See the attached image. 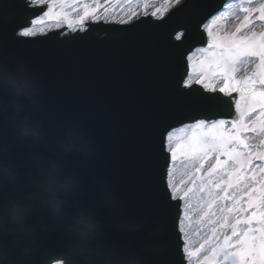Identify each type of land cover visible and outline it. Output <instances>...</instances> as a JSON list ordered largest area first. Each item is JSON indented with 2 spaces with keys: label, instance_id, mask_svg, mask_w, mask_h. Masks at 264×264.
I'll return each instance as SVG.
<instances>
[{
  "label": "water",
  "instance_id": "1",
  "mask_svg": "<svg viewBox=\"0 0 264 264\" xmlns=\"http://www.w3.org/2000/svg\"><path fill=\"white\" fill-rule=\"evenodd\" d=\"M224 4L188 0L163 22L144 19L127 28L98 25L84 35L24 40L16 34L34 15L19 0L0 3V64H24L35 75L46 105L41 116L45 128L57 133L75 129L91 142L93 155L66 157L65 168L82 181L79 204L96 215L105 241L127 254L130 264L136 259L142 264H185L174 207L179 203L163 195L169 156L161 155L162 134L202 112L237 121V101L249 95V88L264 91L253 77L254 83H243L231 97L192 88L223 98L225 103L210 110L199 109L181 93L192 91L181 83L188 75V55L207 43L201 28ZM180 31L186 37L177 43L174 37ZM0 143L8 144L22 173L30 150L3 126ZM23 195L8 189L0 193V205ZM33 219L42 232V264L60 259L67 264L63 226L43 212Z\"/></svg>",
  "mask_w": 264,
  "mask_h": 264
},
{
  "label": "rangeland",
  "instance_id": "2",
  "mask_svg": "<svg viewBox=\"0 0 264 264\" xmlns=\"http://www.w3.org/2000/svg\"><path fill=\"white\" fill-rule=\"evenodd\" d=\"M45 1L41 2L40 0V3ZM101 1L57 0L56 11L51 10L37 21L36 27L28 34L35 35L43 32L46 28H59L69 24V21H71V26L76 28L83 21L73 24L71 17H80L81 15L84 20L99 15L100 19H110L122 23H128L136 17L145 15L161 18L183 0H119L107 10L105 15H101L97 9ZM230 1L232 4V0ZM229 5L225 12L231 14L224 17L219 15L208 24L209 27L206 28L210 39L208 47L198 50L190 58L189 86L198 83L207 90L215 91L220 90L227 83L228 91L224 94L231 95L238 88L239 79L243 75L254 72L260 79V73L264 71V68L260 67L259 56L251 55L242 58L234 67V71L229 73L228 79L222 73L221 67L230 55L232 40L251 42L256 46L257 51H259V46L264 44V19H260V12L255 10L261 5H245V7L254 9L248 15L247 20L244 18L246 15L244 12H238L234 4L231 8ZM86 10L88 15H85ZM257 100H259V95H257ZM252 105L251 97L239 102L237 110L242 120L245 121L239 126L225 124L214 129L209 127L206 129L203 127L184 128L183 132L174 134L172 146L175 148L179 144L180 147L177 157L173 159L170 182L174 195L186 199L181 229L188 241L187 255L190 264H225L223 260L209 261L206 259L211 256V248L223 242V232L230 227V222L234 220V217L244 215L245 210L251 208L249 207L250 197L257 202L264 197V163L263 166L256 165L252 173L246 171L249 163L252 165L258 162L257 160L264 162V152L235 146V151L241 153L237 160L227 155L233 149L234 144L222 145V141L229 137H239L240 140H243L240 137L242 132L254 140L264 138V106L257 102L255 110L249 111ZM202 137H215V144H201ZM215 159L219 160L222 167L217 168L209 176V170L213 167ZM205 163L208 173L203 178L197 173L196 167ZM237 176L240 177L238 182ZM230 183L231 186H229ZM238 185H241L240 189L236 187ZM223 188L225 193H223L222 199L226 202L230 201V203L221 202L219 198L220 195L217 192L220 189L222 191ZM234 190H240L237 192L239 196L230 194L235 193ZM209 204H211L210 208ZM220 216L227 217L229 221L227 227L220 226L222 218ZM255 227H259V225ZM213 230H215V235H213ZM262 242L264 241H262L261 234L257 232L254 238L257 249ZM201 244H204L202 250L200 249ZM227 264H232V261L229 259ZM247 264H264V260L260 259L257 254V256L249 258Z\"/></svg>",
  "mask_w": 264,
  "mask_h": 264
},
{
  "label": "clouds",
  "instance_id": "3",
  "mask_svg": "<svg viewBox=\"0 0 264 264\" xmlns=\"http://www.w3.org/2000/svg\"><path fill=\"white\" fill-rule=\"evenodd\" d=\"M45 108L40 83L27 65L0 64V126L30 150L29 166L21 173L8 144L0 143V193H24L0 205V264H42V232L33 219L40 212L63 226L67 264H130L127 254L105 241L96 215L79 204L82 181L65 168V158L73 154L91 157V142L75 129L45 128Z\"/></svg>",
  "mask_w": 264,
  "mask_h": 264
},
{
  "label": "snow or ice",
  "instance_id": "4",
  "mask_svg": "<svg viewBox=\"0 0 264 264\" xmlns=\"http://www.w3.org/2000/svg\"><path fill=\"white\" fill-rule=\"evenodd\" d=\"M41 2H43V0H41ZM233 4L236 6V10L238 12H244L246 14L244 17L245 20L248 19V15L251 14V12L254 10L252 8L245 7V5L260 4L261 7L255 10L260 12L261 14L260 19H264V0H232V4L229 5V8H231ZM47 14L48 13L46 12L45 15ZM228 14L231 13L221 12L220 17H224L225 15ZM85 15H88L87 10L85 11ZM212 19H216V17H213ZM32 23L34 24L36 23V21L33 20ZM69 26H71V21H69ZM204 27L207 28L209 27V25L205 24ZM237 30L239 31V29ZM28 32L29 29L27 27H24L18 33V35L20 37H25L27 36ZM177 39H180L179 35L177 36ZM230 49H231L230 55L224 61V64L221 67L222 73L224 74L226 79H228L229 73L231 71H234V67L238 65V63L242 60V58L247 56L258 55L260 58V67L264 68V44H261L259 46V51H257L256 46L253 43L234 39L231 41ZM181 83L185 88L190 87L186 80H182ZM249 83H254V82L250 81ZM259 83L264 84V71L260 73ZM248 90L253 100V105L250 107L249 111L255 110V103L257 102H259L262 106H264V91H261L259 94H257L254 87L249 88ZM226 91H228L227 83L223 88L220 89L221 93H224ZM181 93L187 94L189 97H191L194 100V102L199 105V109L202 110H210L214 107H218L223 103H225L222 97L216 95H205L204 93L197 92L196 89H192V91L181 92ZM257 95H259V100H257ZM228 103L230 106V102ZM229 123H233V121L214 118L213 116L203 114L202 112L201 115L197 117H193L191 119V122L186 123L184 127L188 129H196L203 126H208L209 128L214 129L217 126H222ZM183 131L184 128H175L172 130H166L165 133L162 134L160 139L161 155H163V153L165 152H168L171 154L173 159L177 157L178 149L180 146L179 144L175 148L172 146L173 138L176 132H183ZM200 143L214 145L215 137L212 138L202 137ZM228 143L234 144V147L230 152L227 153V155H229L230 157H234L237 160H239L241 153L235 151V146H242L243 148L253 147L252 145L245 144L243 140L239 139V137H229L222 141V145ZM219 167H222V165L220 164L219 160H217L216 164L209 170V176H211L212 173L215 172ZM171 172H172L171 167H168L167 174L171 175ZM236 179L238 182L240 177L237 176ZM229 186H231V183L229 184ZM172 187L173 186L169 181L166 189L163 192L164 197L169 201L175 199V197L169 196V192L172 190ZM189 191H191V189H189ZM185 195H187V193H185ZM174 207L177 208V216H176L177 221H183L184 217L180 214L182 211L180 205L176 204L174 205ZM210 207L211 204H209V208ZM249 207L255 208L257 210L253 211L249 218H238L235 221V223H232L230 226V235L225 234L223 238V242L220 243L218 246H213L211 248V256L207 257L206 258L207 260L209 261L223 260L225 264H227L228 260L230 259L232 261V264H247L248 259L257 256V254L259 255L260 259L264 260V242L261 243L258 249L254 243L255 234L257 232L261 234L262 241H264V197H262L259 200V202L252 200L250 197ZM241 224L247 225V227L243 231L238 230V225ZM228 225H229V221L227 217L226 216L222 217L220 226L223 228V227H227ZM254 225H259V227H255ZM182 231L183 229L178 228V232H182ZM213 235H215V230H213ZM232 237H236V240L232 241ZM179 239L180 236L178 235V240ZM203 248H204V244H201L200 249L202 250Z\"/></svg>",
  "mask_w": 264,
  "mask_h": 264
},
{
  "label": "bare ground",
  "instance_id": "5",
  "mask_svg": "<svg viewBox=\"0 0 264 264\" xmlns=\"http://www.w3.org/2000/svg\"><path fill=\"white\" fill-rule=\"evenodd\" d=\"M213 189H214V187H213Z\"/></svg>",
  "mask_w": 264,
  "mask_h": 264
}]
</instances>
